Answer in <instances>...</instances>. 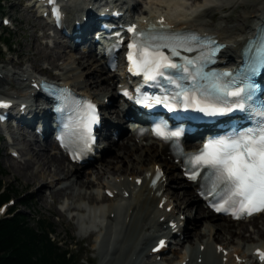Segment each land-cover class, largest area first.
Here are the masks:
<instances>
[{"label": "bare ground", "instance_id": "bare-ground-1", "mask_svg": "<svg viewBox=\"0 0 264 264\" xmlns=\"http://www.w3.org/2000/svg\"><path fill=\"white\" fill-rule=\"evenodd\" d=\"M187 1L189 0H145V6L140 12L139 18L150 20L162 17L166 25H173L177 28L192 27L203 32L213 33L219 41L225 43L220 60H232L233 55L239 51L245 39L251 36L254 25L259 23L264 15V0H204L195 6L186 7ZM67 3L65 22H68L69 16H80L78 13L85 6L81 7L82 4L78 0H67ZM124 3H131L132 9L138 5L136 0H127V2L124 0L122 5ZM158 4H164L165 8L159 10L156 7V5L159 6ZM238 6L241 8L237 19L226 20V14L230 11L233 13ZM216 12L222 13L219 17V23L208 22ZM81 31L84 32L83 40L86 41L88 29H84L82 25ZM53 43L55 47L59 48L56 40ZM60 44L62 45L60 46L62 48L61 56L63 57L64 52H68L65 54L69 57L62 59L56 79L75 87L81 93L93 97L100 103L104 97L109 102L113 101L115 87L113 91H110L109 85L112 83L113 73L116 71L108 72L109 74L105 77L100 76L99 73H104L106 67L96 58L93 49L85 47L82 53L75 57L72 52L77 49L78 43H73L72 38L69 37L65 44ZM235 57L238 56L235 55ZM10 76L12 78L3 79V82L14 83V86L16 84L17 89L20 90L17 94H13L15 91L7 95L0 92V97L14 100V104L9 107V112L15 116L20 114L21 109L18 106L23 103L26 117L30 118L29 116H33L34 108L30 104L33 100L30 94L33 89L29 83L34 81L36 75L29 74L23 69L21 74L13 72ZM106 108L107 106L102 104V109L105 110ZM110 109L112 108H109L108 112H112L111 114L117 117L116 105L115 109ZM105 124H110L109 127L111 128H117L116 123H110L104 118L103 126ZM125 129L128 130L126 126ZM107 130L110 129L107 128ZM118 131L120 135L123 134L122 129H118ZM103 135L108 139L106 141L108 143H106L105 148H102L99 156L102 158V153L107 149L112 150L113 155L109 159L103 160L105 161L104 168L89 169V173L94 172L96 174V181L88 178L84 181L81 178V176L87 177V173L83 174L81 171L83 164L69 162L60 152L50 153V150L56 147L47 136L38 142L39 145L36 149L31 142H25L23 149L29 152L30 160L20 162L22 165L18 166L17 169L22 171L31 181L36 178L42 180L33 193L39 195L41 188L49 186L55 188L50 193L52 198L69 196L74 201L80 198L87 200V207L69 204L66 210L80 213L82 215L80 219L83 222L87 219L96 226L95 230L93 228L89 230L88 236H95L98 246L105 244V248L103 247L105 249V264H160L158 263L159 259H156V254L160 251L151 253L150 248L156 242L151 243V241L163 236L174 237L176 239L175 245L180 246L177 251L179 254L177 257L178 264L182 262L184 264H244L245 260H251L250 252L254 247L264 246V230L256 224L258 219L261 221L263 219L264 222V213L241 221H231L223 217L227 222L223 224L211 221L213 217L208 216V209L202 205L206 210L197 208L195 218L202 219L204 223L200 229L196 230L194 224L190 226L194 231L192 234L189 232L186 235L189 238L185 242L189 249L182 251L184 249L183 242L186 238L187 217H182L181 214L187 213L189 217L192 216L191 210L195 208V205L191 208L189 204H195L193 203L195 202L194 199L199 200L192 190L186 189L192 184L181 179L180 170L177 173L171 172L173 168H177V164L162 157L165 148H162L159 143L147 139H143L144 142H135L131 137L124 139L120 137L119 141L115 142L106 133ZM12 150L20 156L16 149ZM112 159L119 164L110 165ZM92 163L93 160H88L84 164ZM31 164L36 167L34 171L29 169L32 167ZM155 167L162 169L164 179L153 187L148 185L149 178L146 177V174H152ZM139 172L141 173L138 174ZM129 176L133 177L128 178ZM137 177L141 178L139 184L135 181ZM93 186L97 191V194L95 193L97 196L93 195ZM74 188H84L85 191L74 193ZM98 189H101L102 194L98 192ZM177 189L180 190L176 191ZM107 190L112 193L109 198L105 195ZM165 191L167 192L165 193ZM161 197L165 198V202L161 207H158L157 203ZM168 207H170L169 210H167ZM84 212H87L86 217ZM217 217L220 218V216ZM168 221H173L175 226H169ZM245 222L252 223L253 235L244 234L243 227L233 228L234 224L244 225ZM169 234L170 236H168ZM236 257H239V261L235 260ZM197 258L200 259L197 260Z\"/></svg>", "mask_w": 264, "mask_h": 264}, {"label": "snow or ice", "instance_id": "snow-or-ice-1", "mask_svg": "<svg viewBox=\"0 0 264 264\" xmlns=\"http://www.w3.org/2000/svg\"><path fill=\"white\" fill-rule=\"evenodd\" d=\"M129 31L134 33L133 42L128 45L129 70L143 74L145 81L153 82L152 86L163 92V96L153 97L151 103L147 102V97L138 103H145L146 107L162 104L169 112L191 111L209 118L239 111L253 122L252 127L234 128L225 136L208 139L202 149L189 154L186 159L191 179L195 180L204 170L201 178L205 182L206 195L214 193L228 207L238 206L241 214L264 210V100L258 99V87L253 81L264 69V27L246 48V52H255L254 59L246 62L236 74L205 72L206 63L197 66L193 59L175 63L160 50L167 48L171 56H179L177 48L191 51L187 44L198 40L196 36L180 40L171 34L151 30L139 35L133 28ZM205 60L207 62V57ZM225 77H228L227 81ZM61 99V110L68 108L70 103L77 116L76 127L82 128L91 138V126L98 122L95 106L74 97L69 103H63L64 98ZM0 107L7 105L0 103ZM153 131L164 140H178L183 130H168V124L161 121ZM221 210L227 211V207L216 208V211ZM259 255L264 260V253Z\"/></svg>", "mask_w": 264, "mask_h": 264}, {"label": "rangeland", "instance_id": "rangeland-1", "mask_svg": "<svg viewBox=\"0 0 264 264\" xmlns=\"http://www.w3.org/2000/svg\"><path fill=\"white\" fill-rule=\"evenodd\" d=\"M203 1L204 0H199V1L194 2L193 0H189L186 3V7H190L192 5L195 6V4H197L198 2L202 3ZM138 2L139 4L135 7L134 9L135 11L134 10L132 11L134 16L138 14L139 12H141V8L145 6L144 4L145 0H138ZM28 3L29 1L27 0H3L2 1L0 12H1V15L7 16V18L9 19V25L6 28L0 29V34H5V35L9 34L10 42H11V44L9 45V48L5 44L0 43V51H1V54H0V75H1L0 76V92L4 93L5 95L15 92V91L16 92L13 94H17L18 90H20V89H17L16 84L14 86V83L9 82L8 84V82H5V83L3 82V79H6L8 77L9 79L12 78L10 76L11 73L15 72V73L21 74L23 69H25L29 74L31 73L32 75L34 74V76L35 75L36 76H46L47 78L55 79V77L59 74L58 68L60 64L62 63V59L64 57L65 58L69 57V55L65 54L68 52H64L63 57L61 56L62 48L60 46L62 45L60 43L65 44L64 40L60 39V37L58 38L56 37L54 39L45 37V35L48 34L49 31H51L49 29V26L46 25L44 21H42L35 15L32 8L30 6H27ZM158 5L159 6L156 5V7L159 10H162L163 8H165L164 4H158ZM242 5H244V3H242ZM236 8L237 9H235L233 13L232 11H230L229 13L226 14V18H227L226 20L237 19L240 13L241 6H238ZM221 14H222L221 12L214 13L213 18L209 19L208 22L212 24L219 23V17L221 16ZM55 40L56 42H58L57 45H59V48L55 47V44L53 43V41L55 42ZM81 50H82V46H78L77 49L73 50L72 54L75 57H78L83 51ZM20 67L23 69H21ZM107 74H109L107 71H105L104 73L103 72L99 73V75L103 77H105V75ZM113 76H114L113 81L109 85L110 91H113L114 81H116V77H115L116 74H113ZM113 107L115 108L114 101L112 102L111 106H109L108 108H113ZM108 131L109 130H105L104 132L107 134ZM2 133H7L6 135L10 139V142L8 143L5 139L0 138V167L4 170V175L1 176V179H2V182L7 186L9 190L18 192L19 194L18 197L14 194H11V198L13 199V204H11L10 206L17 208V210H19L20 212L27 213L28 215H35L38 217H42V218H45L47 221H49L52 224V228L54 230L52 237L55 240H59L60 242L66 244L65 246H67L69 250L74 251V253L78 257H80L79 263L105 264V260H104L105 244L104 243L103 245L99 244L98 246V242H96L95 236H92V237L88 236L89 230H92V228L95 230L96 226L91 224L92 222L87 221V219H85V222H83V220L80 219V217H82L80 213L76 211L66 210L69 204L81 205L83 207H87L88 205L87 200H85V198H80L79 200L75 199L74 201V199L69 196L52 198L50 193H52L51 191H53L55 188H51L49 186H47L46 188H41L39 195L37 193H33L38 187V184L42 180L40 178H36L34 179V181L33 180L31 181V179H28V177H26L22 171L18 170L17 167L22 165L20 162L26 161L28 159L30 160L29 152H26L23 149L25 146V142H31L33 144L32 146L35 149L37 145H39V143L35 141V136L32 133L30 128L20 127L19 129H16V128L9 129L8 125H5V126L0 127V135H2ZM108 137H110V135H108ZM120 137L121 139L128 138L122 135ZM106 141H108L107 138H106ZM118 141L119 140L117 139V141L115 142H118ZM11 149H16L18 153L20 154V156L17 155L16 158L11 157L8 154V151ZM152 149L154 150V148ZM53 150L54 149L52 148V150H50V153L55 152ZM112 155H113L112 150L107 149L103 152L102 158H97L96 161H94L92 164L82 165L81 171L83 174H85L86 172L87 177L85 178L81 176V178L84 181H86L87 178L90 180L96 181V174L94 172L89 173V169L94 170L95 167L104 168L103 166H104L105 161L103 160L109 159ZM64 163L68 164L67 162H64ZM118 164L119 163H117V161H115L114 159L110 161V165L114 166ZM31 166L32 167L29 169L31 171H34V168H36L35 165L31 164ZM164 168H165V165H164ZM178 170L179 168H176V169L173 168L171 172L177 173ZM140 173L141 172H139L138 174ZM131 177L133 176H129L128 178H131ZM75 188L73 189L74 193H77L78 191L83 193L85 191L84 188L82 189L81 188L75 189ZM186 189L188 191L192 190V188L188 186L186 187ZM179 190L180 189H177L176 191H179ZM66 191H69V190H66ZM92 191H93V195L95 193L97 194V191L94 186L92 187ZM98 192L102 194L101 189H98ZM166 192L167 191H165V193ZM96 194L95 196H97ZM20 198L28 199V203L24 205L22 203H19ZM194 201L195 202L193 203L195 204H192V203L189 204L191 208L194 207L195 205V208L191 210L192 216L189 217L187 213L182 214L187 217L186 234H185L186 238L183 242L184 249L182 251L189 249L188 244H186L185 242H186V239L189 238L186 235L189 232H191L192 234V232L194 231L193 229H191L190 226H193L192 224H194L195 230H196V229H200L204 223L202 219L195 218V216H196L197 208H202L203 210H206V209L203 208L201 201H198V199H194ZM103 202L105 203L106 201H103ZM176 212L179 213L178 211ZM1 213L2 211H0V216H1ZM84 216L85 217L87 216V212H84ZM208 216L213 217L211 221L220 222L223 224L226 222L223 217L218 218L215 215L214 216L211 215L209 212H208ZM256 224L262 230H264L263 219L262 221L261 219H258ZM240 227H243L244 234L253 235L252 232L254 228H253L252 223L245 222L244 225H238V224L233 225V228H240ZM179 247H177V245L175 244H172L169 248V251L166 254H162L159 256L158 263L178 264L177 257L179 256V254L177 251ZM243 250L247 251L245 249ZM252 262L249 259V260H245L244 264H254Z\"/></svg>", "mask_w": 264, "mask_h": 264}, {"label": "trees", "instance_id": "trees-1", "mask_svg": "<svg viewBox=\"0 0 264 264\" xmlns=\"http://www.w3.org/2000/svg\"><path fill=\"white\" fill-rule=\"evenodd\" d=\"M0 43L9 48L10 35L0 34ZM3 175L0 167V204L10 199L11 194L19 196L2 182ZM19 203L24 205L28 199L20 198ZM53 231L52 224L45 218L9 207L0 216V264H82L74 251L52 237Z\"/></svg>", "mask_w": 264, "mask_h": 264}]
</instances>
